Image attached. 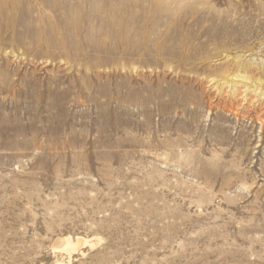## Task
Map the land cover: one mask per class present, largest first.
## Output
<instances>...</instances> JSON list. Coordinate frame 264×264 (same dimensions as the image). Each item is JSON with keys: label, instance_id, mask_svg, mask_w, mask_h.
<instances>
[{"label": "rangeland", "instance_id": "obj_1", "mask_svg": "<svg viewBox=\"0 0 264 264\" xmlns=\"http://www.w3.org/2000/svg\"><path fill=\"white\" fill-rule=\"evenodd\" d=\"M0 264H264V0H0Z\"/></svg>", "mask_w": 264, "mask_h": 264}, {"label": "bare ground", "instance_id": "obj_2", "mask_svg": "<svg viewBox=\"0 0 264 264\" xmlns=\"http://www.w3.org/2000/svg\"><path fill=\"white\" fill-rule=\"evenodd\" d=\"M85 245L93 246L90 240L82 236L62 235L57 236L53 241V249L64 253L68 259L72 254L78 252L80 247Z\"/></svg>", "mask_w": 264, "mask_h": 264}]
</instances>
